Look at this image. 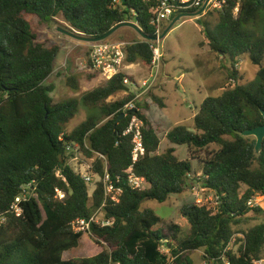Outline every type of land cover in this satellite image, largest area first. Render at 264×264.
Listing matches in <instances>:
<instances>
[{
    "label": "trees",
    "instance_id": "trees-1",
    "mask_svg": "<svg viewBox=\"0 0 264 264\" xmlns=\"http://www.w3.org/2000/svg\"><path fill=\"white\" fill-rule=\"evenodd\" d=\"M158 1L0 0V216L5 217L0 225V264H170L171 259L172 264H193L191 254L199 250L206 264L262 260L264 222L244 231L234 228L244 224L251 213L263 212L249 208L247 202L256 194L264 197V140L256 155L255 139L241 134L264 124V0H224L222 8L215 10L218 19L212 28L201 18L196 20L211 52L231 63L230 79L235 85L202 102L193 119L194 130L176 125L167 132L169 143L187 148L190 158L184 160L175 156L172 147L159 153L160 138L145 116L149 105L136 102L135 113L143 122L145 155L133 165V173L147 187L132 189L120 183L119 202H107L104 208V217L112 219L113 226L91 229V237L102 248L100 253L77 262L62 258L82 238L72 229V222L90 217L104 201L101 182L90 195L89 186L67 165L63 142L78 143L88 158L94 157L93 152L101 154L111 180L122 181L132 165L131 137L123 132L133 112L116 121L134 94L128 91L123 99L108 102L120 92L126 77L119 74L80 99L53 103L49 96L53 87L45 82L54 72L59 47L38 43L26 16L49 22L61 15L70 28L89 39H99L123 22H133L147 40L127 45L124 61L142 63L149 69L151 40L157 36L151 9ZM198 10L178 11L172 20ZM242 56L258 67L256 84L245 86L236 81L234 68ZM87 65L92 71L89 62ZM66 83L78 89L74 77ZM152 102L165 106L156 96ZM80 107L89 111L87 119L66 133L65 127ZM211 146L215 149L210 150ZM202 152V159L196 157ZM195 160L202 187L218 196L221 205L217 214L197 203L184 205L180 215L187 221L188 235L180 238L179 225L162 228L154 211L141 210V205L144 201L164 203L191 188L188 177ZM94 167L102 177V161L95 159ZM56 190L65 193L64 200L55 199ZM23 192L22 214L16 217L10 207ZM236 233L242 234L236 252L226 250ZM162 241H166L167 254L159 251Z\"/></svg>",
    "mask_w": 264,
    "mask_h": 264
},
{
    "label": "rangeland",
    "instance_id": "rangeland-1",
    "mask_svg": "<svg viewBox=\"0 0 264 264\" xmlns=\"http://www.w3.org/2000/svg\"><path fill=\"white\" fill-rule=\"evenodd\" d=\"M196 13V12H195ZM201 18L212 28L218 17L215 9L209 5L204 14L198 18L184 17L176 23L160 40L159 48L162 53V59L158 70L159 76L167 83L168 90L162 94L165 106L161 108L152 102L150 91L146 93L140 100L142 103L149 105L145 114L150 121L152 127L157 131L160 138L159 153H162L167 148L168 140L165 137L172 127L176 125H184L194 130V121L192 118L193 111L199 109L203 98L208 96H219L227 89L232 88L235 82L230 79L232 72L231 63L228 59L219 57L211 52L204 38L202 28L197 24V19ZM26 20L29 22L33 34L36 36V41L45 47L58 46L59 52L55 61L54 72L46 80L45 85L53 87L49 94L53 103H59L68 99H80L83 95L91 92L106 83L101 80L92 71L85 69L87 63L88 50L90 43L87 42L82 34L73 30L65 23L61 15L52 19L49 22H43L36 16L28 15ZM170 21H165L162 24V33L166 31L170 25ZM259 33V31H258ZM142 39L134 30L129 28H121L112 34L107 41L123 42L127 45ZM125 63V61H124ZM125 65H128L125 63ZM135 67L130 69L123 68L124 74L128 80L126 88L132 92H140L139 84L147 78V68L142 63H137ZM234 70L237 72L236 81L240 85H251L257 83L256 73L258 67L251 64L246 56L237 59ZM144 71V72H143ZM185 74L190 90L193 95L184 93L183 91L176 92L174 84L177 83L180 74ZM74 77L78 89L73 90L67 86V78ZM201 87L198 91V88ZM138 92V93H139ZM125 97V92L120 91L108 99V102L121 100ZM181 99H185L182 108L179 107ZM94 115L99 116L97 111H91ZM89 115V111L80 107L76 116L65 127V132L69 133L79 124L84 122ZM100 124L104 121L101 119ZM185 147H181L182 150ZM215 149L214 146L210 150ZM179 159H189L188 150L181 152L177 150ZM198 158H203L204 153L196 155ZM200 175H197V174ZM201 171L197 160L193 161V172L189 175V181L200 183ZM194 181H191L193 180ZM94 188H89L91 194ZM245 190V187H242ZM254 207L260 208L263 212L260 214L251 213L248 220L234 229L236 232L247 230L257 224L264 222V197L256 194ZM215 200V194L210 191H194L193 186L187 189L183 194L170 196L164 203L155 201H144L141 205V210H152L162 220V228L168 224H179L182 232L179 237L184 238L188 235V225L186 220L180 215V210L184 205L197 203L212 207ZM200 201V203H199ZM242 234L236 233L233 238L235 240L232 251L236 252L239 244L238 239ZM102 248L96 243L92 237L82 236L78 247L65 252L62 256L65 261L77 262L85 258H90L100 253ZM193 264H206L204 253L202 250L191 254ZM264 264V253L262 255V263Z\"/></svg>",
    "mask_w": 264,
    "mask_h": 264
},
{
    "label": "built area",
    "instance_id": "built-area-1",
    "mask_svg": "<svg viewBox=\"0 0 264 264\" xmlns=\"http://www.w3.org/2000/svg\"><path fill=\"white\" fill-rule=\"evenodd\" d=\"M205 0H159L158 3L151 9L152 14V24L156 26V38L151 40L150 50L152 52L151 65L148 69L149 74L147 78L141 81L139 84L140 92H132L134 94L133 100L124 105L122 109V115L125 117L128 111H132L133 114L128 117V124L123 132V136L131 137L132 151H131V161L132 165L124 172L122 181L118 178L116 182H113L107 172V163L104 156L95 153L93 158H88L82 151L80 145L75 142H63V135H60L59 141L64 143V154L66 163L70 166L90 187L95 189L96 183L101 182L104 194V201L100 207H98L88 218H77L71 224L72 229L76 234H81L84 237H91V229L93 226H98L100 228H106L113 226L114 221L112 219H106L104 217L105 205L107 202L118 203L122 194L121 182L132 189H142L147 187V184L143 178H140L133 173V165L137 163L144 155L145 148L142 141L141 129L143 128V122L139 119L136 109V102L140 101L141 98L148 93L154 86L158 76V70L160 66V61L162 59V53L159 48L160 37L162 33V24L165 21H170L173 16L178 11L190 10V9H200L203 6ZM239 1V0H238ZM225 3L224 0H211L210 6L212 9L220 10L222 5ZM238 8L235 9L236 14ZM127 44L123 42H109L107 40L97 43H90L88 50L87 63H90L91 70L97 72L101 80L105 83L109 82L115 76L122 74V69L126 68L127 65L124 63V51ZM87 63L85 64V69L88 68ZM123 86L128 85V80L125 77L123 79ZM129 91V90H128ZM127 93V92H126ZM86 149L87 146H86ZM95 159L101 160L104 166L103 176H99L95 171L94 161ZM24 189H29V187H24ZM92 190V192L94 191ZM194 191L204 192L207 191L202 185L194 183ZM31 191V190H30ZM209 191V190H208ZM91 192V194H92ZM211 192V191H210ZM28 194V193H27ZM90 194V193H89ZM90 194V195H91ZM26 193L17 196L14 199L10 209L16 217L22 214V208L20 204L25 198ZM55 199L64 200L65 193L61 190L55 191ZM200 203V201H199ZM255 203V197L247 202L249 208H253ZM200 205V204H199ZM221 205V200L215 195V200L212 207H207L213 214H217L219 207ZM205 206V205H200ZM5 222V217L0 216V225ZM242 238V237H241ZM162 245L159 248L160 253L167 254L168 249L165 244L166 241L161 242ZM235 240L232 237L226 250H232ZM173 259L170 260L172 264ZM262 261L255 262L254 264H261ZM109 264H119L118 262H110ZM227 264V263H225Z\"/></svg>",
    "mask_w": 264,
    "mask_h": 264
},
{
    "label": "water",
    "instance_id": "water-1",
    "mask_svg": "<svg viewBox=\"0 0 264 264\" xmlns=\"http://www.w3.org/2000/svg\"><path fill=\"white\" fill-rule=\"evenodd\" d=\"M211 0H205L203 3V6L200 8V10H198L196 13H190V14H183V15H179L176 16L170 23V25L168 26V28L166 29V31L161 35L160 39H162L165 34L176 24L178 23L182 18L184 17H193V18H198L199 16L203 15L205 10L207 9V7L209 6ZM121 28H129L134 30L143 40H147L146 37L141 33L140 29L138 28V26L133 23V22H123L121 24H118L116 26H114L109 32H107L103 37L99 38V39H89V38H84L87 42L89 43H97V42H102L107 40L112 34H114L116 31H118ZM119 91H124V92H128V89L121 85L119 87ZM263 119H264V112H261ZM123 118V115H121L118 120L116 121V123L121 120ZM242 136L244 137H252L255 139V147H254V152L256 155H258L263 148V140H264V124L261 126H258L252 130H247L244 131L242 134ZM61 159V158H60Z\"/></svg>",
    "mask_w": 264,
    "mask_h": 264
},
{
    "label": "crops",
    "instance_id": "crops-1",
    "mask_svg": "<svg viewBox=\"0 0 264 264\" xmlns=\"http://www.w3.org/2000/svg\"><path fill=\"white\" fill-rule=\"evenodd\" d=\"M137 64V63H136ZM135 66H138V65H135V64H128L127 65V67H126V69H130V68H132V67H135ZM144 72V71H143ZM146 72H147V74H148V69L146 70ZM148 76V75H147ZM187 79V77H186V75L185 74H180V76H179V79H178V81H177V83H175L174 84V90L176 91V92H179V91H183L184 93H186V94H189V95H193V92L190 90V88H189V86H188V83L187 82H185V80ZM201 87H199L198 88V91L199 90H201L200 89ZM168 90V86H167V83H166V81L164 80V79H162L160 76H159V74H158V76H157V80H156V83L154 84V86L151 88V90H150V95H151V99H152V97L153 96H156V97H158V98H162L161 96H162V94H164V92H166ZM126 93V92H125ZM163 99V98H162ZM206 98H203V100H202V102L205 100ZM184 100L185 99H181V101H180V103H179V107L180 108H182V105H183V103H184ZM165 105V104H164ZM197 111H198V108H196V110L195 111H193V113H192V118L194 119V116L196 115V113H197ZM145 116H146V114H145ZM146 118H147V116H146ZM148 119V118H147ZM149 121V120H148ZM149 123H150V121H149ZM151 124V123H150ZM152 126V125H151ZM194 126V125H193ZM173 128V127H172ZM171 128V129H172ZM190 131H192L191 129H190V127L188 128ZM166 134L167 133H165L164 135H165V137H166ZM168 147H172V148H174V150H175V156L177 155V150L178 151H181V152H184V151H186V147L185 146H177V145H173V144H171V143H169V142H167V148ZM181 147H185V148H183L182 150H179ZM177 157V156H176ZM178 158V157H177ZM179 159V158H178ZM181 160H184V159H181ZM192 167H193V162H192ZM197 175H200L199 173L197 174ZM192 181H194V179L192 180ZM193 184H194V182H192ZM187 222V221H186ZM177 225H179V224H177ZM188 225V224H187ZM180 226V225H179ZM181 227V226H180ZM262 261V260H261Z\"/></svg>",
    "mask_w": 264,
    "mask_h": 264
}]
</instances>
